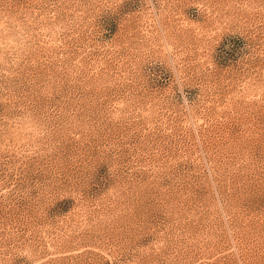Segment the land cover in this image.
<instances>
[{
    "label": "rangeland",
    "instance_id": "rangeland-1",
    "mask_svg": "<svg viewBox=\"0 0 264 264\" xmlns=\"http://www.w3.org/2000/svg\"><path fill=\"white\" fill-rule=\"evenodd\" d=\"M0 264H264V0H0Z\"/></svg>",
    "mask_w": 264,
    "mask_h": 264
}]
</instances>
